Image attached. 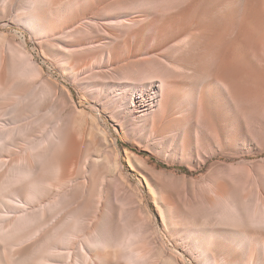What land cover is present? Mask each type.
I'll return each instance as SVG.
<instances>
[{
  "label": "bare ground",
  "instance_id": "bare-ground-1",
  "mask_svg": "<svg viewBox=\"0 0 264 264\" xmlns=\"http://www.w3.org/2000/svg\"><path fill=\"white\" fill-rule=\"evenodd\" d=\"M238 1L0 0L1 26L6 29L11 15L80 95L76 102L69 86H52L32 61L26 37L0 32V154L24 144L0 177V196L15 192L21 208L0 226V237L11 255L17 245L35 243L16 264H59L65 257L68 264H114L116 256L121 264H165L169 257L178 264H264V159L258 158L264 152V25L259 34H238L237 48L252 63L245 67L228 47L237 28L227 10ZM36 78L39 87L31 82ZM58 95L62 101H55ZM46 102L57 123L42 134ZM76 113L93 132L96 153H82L85 140L71 121ZM123 140L190 171L233 153L254 159L245 167L215 161L202 184L179 187L186 183L173 171L156 180L161 171L136 151H122ZM103 160L117 176L102 177ZM78 164L84 181L68 185ZM128 170L160 194L165 189L160 198L173 246L156 240L154 216L139 218L142 195L122 192ZM53 190L50 204L33 210ZM60 212L45 232L43 218ZM77 239L79 249L70 253Z\"/></svg>",
  "mask_w": 264,
  "mask_h": 264
},
{
  "label": "rangeland",
  "instance_id": "rangeland-1",
  "mask_svg": "<svg viewBox=\"0 0 264 264\" xmlns=\"http://www.w3.org/2000/svg\"><path fill=\"white\" fill-rule=\"evenodd\" d=\"M259 1L260 0H239L237 5L231 4L229 9L227 10L228 16L236 24V28H237V34L229 40L228 47L231 50H234L236 48V50H235L236 56H237V58L239 57L238 59H241L243 61V66H245V67L252 66V63H251L250 59L247 58V56H248L247 50H245L242 46H238V48H237V40L239 37L238 34H240L244 30H250L254 34H259L260 28L264 25V5H262V7L259 8ZM262 1L264 3V0H262ZM210 5L212 6V4H210ZM5 20L9 23V25L6 27V29H4L0 24V32L3 31L5 33H8L9 35L13 34L14 32H18L21 35H23L24 37H26V39L28 41V49L34 54V58H31L32 61H34L35 63H37L38 65H40L43 68L44 74L51 79L52 86H54V87L55 86L60 87L61 85L65 86V87L69 86L73 91L74 100L76 102H78V100L80 99V95L78 93V90L70 84L67 72L64 70V68H62V66L57 65L54 62V58H44L43 55H40L39 50H41L42 48L39 49L38 47H36L33 40L31 39L30 33H28L27 31H24L19 25L12 22L11 15L6 16ZM2 42H4V40H0V45H3ZM240 52H243V53H240ZM179 63L181 65H183L182 62H179ZM31 82L35 87H39V85H40V79L39 78H36ZM61 96H63V95H58L55 98V101H57V100L62 101L63 97H61ZM66 110H67V108H65L60 113V115L65 116ZM182 112H183V110H181V112H179L178 115L181 114ZM42 113H43V116H45L43 128H41V130H43L42 134H49V131H51V129H52V125L54 126L55 123H57L56 122L57 121V118H56L57 117V111H53L51 108L50 102H46L45 106L42 110ZM82 118L83 117L79 113H76L71 117L72 125L74 126V128H76L75 130H76L77 134L79 135L78 137H80L81 140H82V138H84V140H85L84 141L85 145H84V149H83L82 153L84 155L90 154V152H92V151H94V153H96L98 151L97 150L98 146L92 140L94 134L92 131H89V129L87 127L84 126L85 124L83 123V120L81 121ZM109 123H111V121H109ZM38 135H41V133H38ZM19 142L21 144L23 143L22 140ZM20 143H18V146L15 147L13 151L6 152V154L5 153L0 154V161H1L0 162V168H1L0 169V177L3 176L5 172L7 173L9 171V168L12 166V164L17 163L16 160H18L19 155L21 153H23L24 144H22L20 146ZM96 147H97V149H96ZM120 147H121L122 151L123 150L136 151V153L138 155L147 158L148 163L150 165L155 166V168L157 170L161 171L160 174H157L156 180H159V179H167L168 180V179H170V177L172 175L171 174L172 171L174 173H176L177 177L181 178V181H183V183H186V184L178 185L179 187H182L184 185H188L189 187L194 188L196 186L195 182H197V184H202V182L204 181L203 180L204 177L206 176L210 167L212 166L211 164L215 161L223 162L225 164H233V165H239L240 164V165L245 167V166L250 165V163L254 159L253 155H247V154L239 155V154L233 153L230 157H225V158H224V156H221L222 158L217 157V158L213 159V161L207 163L206 165H204L201 169H199L197 171H190L184 165H182V166L169 165L165 161L160 159L159 157L150 154L148 151L140 150L138 152V150L136 149L137 147L132 146V143L129 140H123L120 144ZM15 149H18V150H15ZM258 158L264 159V152L261 153V155ZM12 161H13V163H12ZM4 162H5V164H4ZM105 163L107 164V166ZM2 164H4V166ZM103 164H104V166L107 167L106 168L107 171L105 173L101 174L103 178H106V177L113 178V177L117 176V173L115 172V170L111 166H109V163L107 162V160H103ZM124 165L126 166V169H127V163L125 161H124ZM80 168H81V165H79V164L70 168V171L72 173H70L67 178H74V179H72L70 182H68V185H69V183L74 184V185L77 183L80 184L84 181L85 174L82 172V170ZM126 173L129 175V180H127L126 185L122 187V192L124 189V194H126V195L136 194V193H139L142 195V205L138 210L139 218L143 219L146 216H154L151 229L155 230L156 235L158 236V238L156 240L159 242L160 238H162L163 242H164L163 243L164 248L173 246L175 243V240H174L173 236L170 234L171 226L166 227V223L168 221L167 220V212H166L167 207L162 202V199L160 198L161 195L164 193L165 189H163L162 194H160L157 187L155 185H153L151 181L146 183L145 180L142 178V176L140 174H137V172L132 171V170H128V171H126ZM141 174L143 176H146L143 173H141ZM181 175H184V177L182 178ZM120 178L121 177H118V180ZM138 180L141 181V185H137ZM56 192H57L56 190H53L47 197H45L43 199V201L41 203H37V204L33 205V208H34L33 210L40 209L39 206H41V205L43 206V204L44 205L46 203L50 204V202L53 199L52 195H54ZM93 193L96 194L97 190H94ZM1 196H3V197H1ZM1 196H0V226L1 225L8 226L9 222L12 220V218L15 216V214L20 213L21 208L16 205L17 204L16 201L18 200L19 196H18V194H16L13 191L12 192L8 191V192H6V194L1 195ZM2 198L4 201L2 200ZM156 208H158V209H156ZM160 211L162 212L163 215H161ZM158 212L160 213L161 216H159ZM61 213H64V212L56 213L55 215H54V213L47 214L43 218L42 229H44L45 232H47V229H49V227H51L53 225V223L55 225V222H57V220H58L57 218ZM163 223H164L165 227H163ZM1 238H3V237H0V264H16L14 262L15 258L25 254L27 251H30L31 249H33V247L35 246V243L32 244L29 248L24 247V244H22V246L17 245L16 247L13 248V250H15L14 254L11 255V253H12L11 247H9V245L5 242V239L2 240ZM79 241L80 240L77 239L73 244H71L69 246L70 253L79 249V247H78ZM28 244H29V242H28ZM116 251L119 253L118 249H116ZM114 258H115L114 264H121L122 259L120 257L116 256ZM169 258H168L169 261H168V259L165 260V264H178L177 261H175V258H173V257H169ZM73 259H74V257H73ZM70 262H71L70 258L65 257V258H63L62 262H60L59 264H68Z\"/></svg>",
  "mask_w": 264,
  "mask_h": 264
}]
</instances>
